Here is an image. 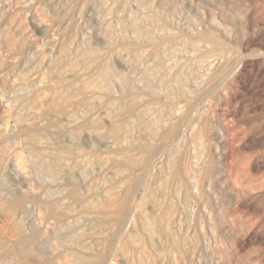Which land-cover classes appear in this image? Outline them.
<instances>
[{
    "label": "rangeland",
    "instance_id": "rangeland-1",
    "mask_svg": "<svg viewBox=\"0 0 264 264\" xmlns=\"http://www.w3.org/2000/svg\"><path fill=\"white\" fill-rule=\"evenodd\" d=\"M4 138L0 264H264V0H0Z\"/></svg>",
    "mask_w": 264,
    "mask_h": 264
},
{
    "label": "bare ground",
    "instance_id": "bare-ground-1",
    "mask_svg": "<svg viewBox=\"0 0 264 264\" xmlns=\"http://www.w3.org/2000/svg\"><path fill=\"white\" fill-rule=\"evenodd\" d=\"M219 31H220V30H219ZM224 31H225V30H224ZM226 32H227V31H226ZM226 32H225V33H226ZM228 32H229V31H228ZM220 33H222V31H221ZM225 33L223 32V34H225ZM233 33H234V32H233ZM203 34H205V32H203ZM226 34L228 35V33H226ZM136 35H137V34H136ZM227 35H226V36H227ZM229 35H231V34H229ZM232 35H233V34H232ZM232 35H231V36H232ZM205 36H206V35H205ZM208 36H209V35H208ZM215 36H216V35H215ZM217 36H218V35H217ZM217 36H216V37H217ZM202 37H203V35H202ZM202 37L200 36L199 38L201 39ZM209 37H210V36H209ZM211 37H213V36H211ZM216 37H213V38L215 39ZM207 38H208V37H207ZM222 38H223V37H222ZM224 38H225V36H224ZM232 38H233V37H232ZM225 39H227V38H225ZM230 39H231V38H229V40H230ZM246 39H247V37H246ZM248 39H249V38H248ZM217 40H218V39H217ZM220 40H221V39H220ZM223 40H224V39H222L221 41H223ZM206 41H207V40H206ZM215 41H216V40H215ZM215 41H214L213 39H210V43L212 42L213 45L217 46L216 49H219L221 46H219V45H218V42L216 43ZM234 41H235V40H234ZM239 41L241 42V39H240ZM172 42H173V41H172ZM172 42H171V43H172ZM201 42H202V41H201ZM227 42H228V41H227ZM227 42H226V43H227ZM230 42H231V41H230ZM245 42H247V41H245ZM212 43H211V44H212ZM221 43H222V42H221ZM231 43H232V42H231ZM242 43L244 44V42H242ZM248 43H249V42H248ZM172 44H173V43H172ZM202 44H203V43H202ZM206 44H207V42H206ZM239 44H240V43H239ZM220 45H221V44H220ZM222 45H223V44H222ZM225 45H226V44H225ZM227 45H228V44H227ZM245 45H246V43H245ZM169 46H170V44H169ZM223 46H224V45H223ZM242 46H243V45H242ZM246 46H247V45H246ZM155 47H156V46H155ZM206 47H207V45H206ZM207 48H208V47H207ZM209 48H210V47H209ZM227 48H228V47H227ZM154 49H155V48H154ZM156 49H157V47H156ZM220 49H221V48H220ZM225 49H226V48H225ZM225 49H224L223 51H225ZM214 50H215V49H212L211 51H214ZM205 51H207V50H205ZM215 51H216V50H215ZM206 53H207V52H206ZM209 53H210V52H209ZM219 53H220V52H219ZM224 53H225V52H224ZM226 53H227V52H226ZM260 53H261V52H260ZM210 55H211V54H210ZM220 55H221V53H220ZM223 55H224V54H223ZM236 56H237V55H236ZM236 56H235V57H236ZM248 56H249V55H248ZM248 56H247V57H248ZM254 56H256V55H254ZM254 56H253V57H254ZM261 56H262V55H261ZM200 57H201V56H200ZM239 57H240V56H239ZM221 58H222V57H221ZM232 58H233V57H232ZM198 59H199V58H198ZM200 59L202 60V58H200ZM206 59H207V58H206ZM259 59H260V58H259ZM208 60H209V59H208ZM215 60L217 61V59H214V61H215ZM239 60H240V59H238V61H239ZM79 61H80V60H79ZM79 61H78V62H79ZM204 61H205V60H204ZM234 61H235V60H234ZM238 61H235V64H236V62H238ZM206 62L208 63V61H205V63H206ZM209 62H210V61H209ZM218 62H219V61H218ZM218 62H217V63H218ZM230 62H231V61H230ZM239 62H240V61H239ZM217 63H213V64H217ZM222 63H223V62H222ZM228 63H229V62H228ZM241 63H243V62H241ZM241 63H239V64H241ZM259 63H260V61H259ZM201 64H203V61L201 62ZM208 64H210V63H208ZM208 64H205L204 67H206V66L208 67ZM224 64H225V62H224ZM231 64H232V63H231ZM231 64H228L229 70H230V67L232 66ZM235 64H234V65H235ZM239 64H238L237 66H239ZM217 65L220 66V63L217 64ZM217 65H216V66L214 65V66H215V67H218ZM221 65H222V64H221ZM230 65H231V66H230ZM223 66H224V65H223ZM223 66H222V68L226 67V66H224V67H223ZM204 67H201V69H204ZM207 67H206L205 70L208 69ZM210 67H212V66H210ZM233 67H234V66H233ZM233 67H232V68H233ZM235 67H236V66H235ZM239 67H241V66H239ZM245 67H246V66H245ZM250 67H251V66H250ZM189 69H190V68H189ZM214 69H215V68H214ZM224 69H225V68H224ZM224 69H223V70H224ZM223 70L220 68V72H221V71L224 72ZM225 70H227V69H225ZM229 70H227V71H229ZM235 70H236V69H235ZM237 70H238V69H237ZM201 71H204V70H201ZM210 71H211V70H210ZM210 71H209V72H210ZM227 71H225V72H227ZM205 72H206V71H205ZM212 72L214 73V70H212ZM215 72H216V71H215ZM222 72H221V73H222ZM201 73H202V72H201ZM201 73H200V74H201ZM206 73H208V72H206ZM206 73H204V74L207 75ZM217 73H219L218 71L216 72V75H217V76H220V75H218ZM232 73H233V72H232ZM202 74H203V73H202ZM202 74H201V78H202L203 76H205L204 74H203V75H202ZM209 74H210V73H208V75H209ZM219 74H220V73H219ZM234 74H235V73H234ZM234 74H233V75H234ZM221 75H222V74H221ZM225 75H226V74H225ZM228 75H229V73H228ZM233 75H232V76H233ZM237 75H238V74H237ZM213 76H215V74H214ZM223 76H224V75H223ZM234 76H235V75H234ZM131 77H132V76H131ZM164 77H165V76H164ZM206 77H208L207 80H213V79H209L210 76H206ZM206 77H204V78H206ZM211 77H212V76H211ZM215 77H216V76H215ZM215 77H214V78H215ZM217 79H218V78H217ZM230 79H232V78H230ZM233 79H235V78H233ZM202 80H205V79H202ZM205 81H206V80H205ZM205 81H204V82H205ZM214 81H215V80H214ZM230 81H231V80H230ZM206 82H208V81H206ZM206 82H205V84H204L203 82H201V84L203 83V85H206ZM217 82H219V81H217ZM217 82H216V83H217ZM177 83H180V82H177ZM213 83H214V82H213ZM230 83H232V81H231ZM181 84H182V83H181ZM199 84H200V82H198V85H199ZM201 84H200V85H201ZM222 84H223V83H222ZM232 84H233V83H232ZM196 85H197V84H196ZM208 85H209V83H208ZM148 87H149V86H148ZM148 87H145V88H148ZM173 87H174V86H173ZM199 87H200V86H199ZM199 87H198V88H199ZM202 87H203V86H202ZM206 87H207V85H206ZM206 87H203V88L205 89ZM221 87H222V86H221ZM196 88H197V87H196ZM198 88H197V90H199ZM207 88H210V86L207 87ZM207 88H206V90H207ZM212 88H213V87H212ZM222 88H223V87H222ZM148 89H149V88H148ZM219 89H220V88H219ZM226 89H227V88H226ZM226 89H225V91H226ZM228 89H229V88H228ZM145 90H147V89H145ZM149 90H150V89H149ZM149 90H148V91H149ZM195 91H196V90H195ZM209 91H210V90H209ZM213 91H214V90H213ZM222 91H223V89H222ZM222 91H221V92H222ZM198 92H200V91H198ZM198 92H195V93H198ZM205 92H206V91H205ZM218 92H220V91H218ZM203 94L207 95V94L204 93V92H203ZM208 94H210V93L208 92ZM221 94H222V93H221ZM226 95H227V94H226ZM213 96H215V95H213ZM207 97H208V96H207ZM207 97H206V98H207ZM215 97H216V96H215ZM215 97H214V98H215ZM218 97H219V95H218ZM196 98H197V97H196ZM211 98H212V97H211ZM70 99H71V98H70ZM216 99H218V98H216ZM210 103H211V102H210ZM204 104H205V103H204ZM206 104H208V103H206ZM210 105H211V104H210ZM208 106H209V104H208ZM227 106H228V105H227ZM193 107H194V106H193ZM210 107H211V106H209V108H210ZM203 108H204V107H203ZM205 108H206V107H205ZM212 108H213V107H212ZM143 109H145V108H143ZM211 110H212V109H211ZM224 110H225V109H224ZM224 110H223V111H224ZM140 111H141V110H140ZM145 111H146V109H145ZM205 111H207V110H205ZM216 111H217V110H216ZM219 111H220V110H219ZM223 111H222V112H223ZM207 112H208V111H207ZM220 112H221V111H220ZM141 113H144V110H143V112L141 111ZM205 113H206V112H205ZM224 113H225V111H224ZM226 113H228V109H227V112H226ZM146 114H147V113H145V115H146ZM142 115H143V114H142ZM145 115H144L143 117H146ZM147 115H148V114H147ZM172 115H173V114H172ZM223 115H224V114H223ZM225 115H226V114H225ZM141 117H142V116H141ZM201 117H202V116H201ZM200 119H201V118H200ZM202 119H203V117H202ZM202 119H201V120H202ZM228 119H229V118H228ZM232 119H233V118H232ZM230 120H231V119H230ZM179 121H180V119H179ZM189 121H190V120H189ZM227 121H228V120H227ZM231 121H232V120H231ZM200 122H201V121H200ZM202 122H203V121H202ZM222 122H224V121H222ZM232 122H233V121H232ZM232 122H231V123H232ZM16 123H17V122H16ZM206 123H207V122H206ZM225 123H226V121H225ZM227 123H228V122H227ZM227 123H226V124H227ZM212 124H213V123H212ZM222 124H223V123H222ZM21 125H22V124H21ZM203 125H204V124H203ZM231 125H232V124H231ZM231 125H228V126H231ZM70 126H71V125H70ZM223 126H224V124H223ZM219 127H220V126H219ZM226 127H227V126H226ZM226 127H225V128H226ZM231 127H232V126H231ZM198 128H199V127H198ZM203 129L206 131L205 128H203ZM221 129H222V128H221ZM226 129H227V128H226ZM231 129H232V128H231ZM210 131H211V129H210ZM218 131H219V130H218ZM224 131H225L224 133H226V130H225V129H224ZM227 131H228V129H227ZM229 131H230V130H229ZM111 132H112V131H111ZM111 132H110L109 134H111ZM207 132H208V131H207ZM214 132H216V131H214ZM113 133H114V132H113ZM153 133H154V131H153ZM153 133H151V134H153ZM155 133H156V132H155ZM196 133H197V132H196ZM196 133H195V134H196ZM204 133H205V132H203V134H204ZM210 133H211V132H209V134H210ZM216 133H217V132H216ZM230 133H231V132H230ZM151 134H150V135H151ZM214 134H215V133H214ZM217 134H218V133H217ZM220 134H221V133H220ZM32 135H33V134H31V136H32ZM111 135H112V134H111ZM199 135H200V134H199ZM225 135H226V134H225ZM151 136H153V135H151ZM176 136H177V135H176ZM180 136H181V135H180ZM195 136H196V135H195ZM205 136H206V135H205ZM207 136H208V135H207ZM209 136H211L210 138H212V136L216 137L215 135H209ZM220 136H221V135H220ZM220 136H219V137H220ZM35 137H36V136H35ZM173 137H175V136H173ZM203 137H204V135H203ZM219 137H218V138L216 137L217 139H215V140L218 141V140H219ZM222 137L224 138V136H222ZM222 137H220V140H222V139H221ZM225 137H226V136H225ZM227 137H228V136H227ZM33 138H34V135H33ZM33 138H31V139H33ZM179 138H180V137H179ZM231 138H232V137H231ZM205 139H206V138H204V141H205ZM213 139H214V138H213ZM226 140H227V138H226ZM7 141H8V139H7V138H4V139L0 142V146H1L2 144H4V143H7ZM212 141H213V140H212ZM223 141H225V140H223ZM29 142H30V141H29ZM161 142H162V141H161ZM210 142H211V141H210ZM213 142H214V141H213ZM228 142H229V141H228ZM230 142L232 143V141H230ZM245 142H246V141H245ZM164 143H166V142H164ZM217 143L219 144V142H217ZM231 143H229V144H231ZM235 143H236V142H235ZM218 144H217V145H218ZM223 144H224V143H223ZM239 144L241 145V143H239ZM239 144L237 143V145H239ZM214 145H216V144H214ZM221 145H222V144H221ZM231 145H233V143H232ZM33 146H34V145H33ZM227 146H228V145H227ZM227 146H226V147H227ZM1 147H2V146H1ZM4 147H5V146H4ZM4 147H3V149H4ZM211 147H212V146H211ZM228 147H232V146H228ZM234 147H235V145H234ZM236 147L239 148L238 146H236ZM213 148H214V147H213ZM219 148L221 149V147L218 146V149H219ZM225 149H226V148L223 147V150H225ZM1 150H2V148H0V152H1ZM223 150H222V151H223ZM229 150H230V149H229ZM232 150H234V149H232ZM215 151H216V149H215ZM219 151H220V150H219ZM225 151H228V150H225ZM236 151H237V150H236ZM2 152H3V151H2ZM220 152H221V151H220ZM223 152H224V151H223ZM229 152H230V151H229ZM217 153H218V152H217ZM217 164H218V163H217ZM5 167H6V166H5ZM260 167H261V166H260ZM143 169H144V168H143ZM194 169H196V166H195ZM201 169H202V168H201ZM203 169H204V168H203ZM197 170H198V169H197ZM204 172L207 173L208 171L205 170ZM140 173H141V172H140ZM204 174H205V173H204ZM207 174H208V173H207ZM138 175H140V174H138ZM152 176H153V175H152ZM201 176H202V174H201ZM194 177H195V176H194ZM204 177H205V176H204ZM206 177H207V175H206ZM206 177H205V178H206ZM199 178H202V177H199ZM205 178H204V179H205ZM192 179H193V178H192ZM17 180H18V179H17ZM202 181H204V180H202ZM17 182H18V181H17ZM15 184H16V183H15ZM216 184H217V183H216ZM195 185H196V184H195ZM201 185H202V184H200V186H201ZM19 186H20V185H19ZM202 186H203V185H202ZM19 188L22 189V187H19ZM6 190H7V189H6ZM22 190H23V189H22ZM22 190H21V191H22ZM200 190H201V188H200ZM12 192H14V189H13V188H12V189H8V193H12ZM15 192H16V191H15ZM69 192H70V190H69ZM76 192H78V191H76ZM76 192H75V191L71 192V196H76ZM49 193H50V192H49ZM4 194H6V193H4ZM13 195L15 196V197H14L15 199L13 200V203H12V204L10 205V207H9V209H10L9 211H11V210L13 211V210H15V209H17V208L22 207V205L24 204V200H26V198L24 197V196H25L24 194H23L24 196L21 195V194L15 195V193H14ZM45 196H46V195H45ZM45 196H44V197H45ZM68 196H69V195H68ZM71 196H70V197H71ZM34 198H35V197H34ZM46 198H47V199H46V203H45L44 205H45V207L47 208V210H48V211H51V214H53L52 211L55 210L56 208L58 209V206H61V205H60L61 203L58 201V202L60 203V204H58V202H57V201H54V199L51 200L50 198H52V197H49L48 195H47ZM53 198H54V197H53ZM71 198H72V197H71ZM74 199H75V198H74ZM29 200H32V199H29ZM34 200H35V199H34ZM55 200H57V199H55ZM26 203H27V201H26ZM73 203H75V202H73ZM34 204H35V203H34ZM37 205H40V204H37ZM37 205H36V206H37ZM23 206H24V205H23ZM41 207H42V206H41ZM45 207H44V208H45ZM44 210H45V209H44ZM108 211H109V210H108ZM104 212H105V210H104ZM106 213H108V212H106ZM27 220H28V219H27ZM28 221H29V220H28ZM120 228H121V227H120ZM25 241H26V240H25ZM27 245H28V244H27ZM21 246H22V245H21ZM22 247H23V246H22ZM28 248H29V247H28ZM24 249H26V248H24Z\"/></svg>",
    "mask_w": 264,
    "mask_h": 264
}]
</instances>
